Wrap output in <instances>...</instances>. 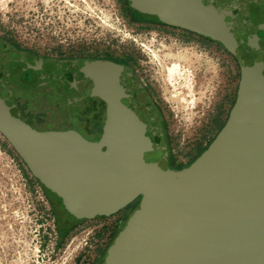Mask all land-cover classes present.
I'll return each mask as SVG.
<instances>
[{
  "label": "rangeland",
  "instance_id": "374dc122",
  "mask_svg": "<svg viewBox=\"0 0 264 264\" xmlns=\"http://www.w3.org/2000/svg\"><path fill=\"white\" fill-rule=\"evenodd\" d=\"M131 6L129 0H0V36L14 54L43 65L49 57L75 65L131 58L130 70L162 118L172 158L192 163L227 122L240 82L238 61L187 21ZM84 122L73 124L87 140L100 139L105 121L91 130ZM29 128L25 134L17 126L0 130V264H108L136 214L110 264L186 263L173 225L140 211L141 198L110 214L70 213L28 154L36 131ZM201 259L197 264H214L209 253Z\"/></svg>",
  "mask_w": 264,
  "mask_h": 264
},
{
  "label": "water",
  "instance_id": "95a60500",
  "mask_svg": "<svg viewBox=\"0 0 264 264\" xmlns=\"http://www.w3.org/2000/svg\"><path fill=\"white\" fill-rule=\"evenodd\" d=\"M173 1L169 6L179 18L181 13L191 29L218 40L240 67L236 101L207 150L190 165L171 168L153 104H146L122 67L95 60L75 65L74 79L81 87L85 79L107 102L100 139L87 140L77 131H34L28 154L72 214H110L141 198L140 211L164 218L179 244H186L178 249L186 252L185 264L202 262L207 253L214 264H264V0ZM11 60L0 37V130L17 126L25 134L30 128L9 89Z\"/></svg>",
  "mask_w": 264,
  "mask_h": 264
},
{
  "label": "flooded vegetation",
  "instance_id": "af4514ba",
  "mask_svg": "<svg viewBox=\"0 0 264 264\" xmlns=\"http://www.w3.org/2000/svg\"><path fill=\"white\" fill-rule=\"evenodd\" d=\"M129 1L132 4V10H134V7L136 10L139 8L147 13H152L160 11L163 7L166 12L176 18V21L183 22L184 17H181V13L179 18L178 12L173 11L171 5L169 6V4L173 5V0ZM10 50L12 60L9 89L14 93V104L23 125H29L32 128L31 130L44 133L79 132L73 124L77 118L85 121V127L88 130L90 127L92 128V125L98 124L99 126L106 120V100L102 93L91 84L89 87V83L85 79H82V82L86 85L85 87L76 85L74 79L76 71L73 62L58 61L49 57L47 61L51 63L43 65L40 64V59H33L32 55L14 54L11 46ZM91 61L95 60L84 61L76 65H85ZM96 61H107L109 63L112 61L113 64L122 67L144 94L146 104L152 105L148 89L130 70V65H133L131 58H103ZM42 68L43 70H41ZM49 124H56L61 127L58 129L51 128ZM169 162L171 168H180L172 158L170 147ZM50 190L52 189L50 188ZM137 201H140V198Z\"/></svg>",
  "mask_w": 264,
  "mask_h": 264
},
{
  "label": "built area",
  "instance_id": "2783aa9c",
  "mask_svg": "<svg viewBox=\"0 0 264 264\" xmlns=\"http://www.w3.org/2000/svg\"><path fill=\"white\" fill-rule=\"evenodd\" d=\"M174 161L180 166L179 169L184 168L191 164L190 160L188 158L182 157L180 155L174 156Z\"/></svg>",
  "mask_w": 264,
  "mask_h": 264
}]
</instances>
